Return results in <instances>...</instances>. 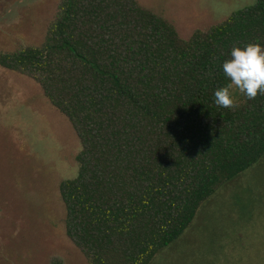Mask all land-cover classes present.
<instances>
[{
    "label": "trees",
    "instance_id": "trees-1",
    "mask_svg": "<svg viewBox=\"0 0 264 264\" xmlns=\"http://www.w3.org/2000/svg\"><path fill=\"white\" fill-rule=\"evenodd\" d=\"M249 43L264 46V0L189 39L138 0H61L44 44L0 51L80 139L79 173L60 193L90 264H153L262 161L264 95L213 102L223 61Z\"/></svg>",
    "mask_w": 264,
    "mask_h": 264
},
{
    "label": "rangeland",
    "instance_id": "rangeland-1",
    "mask_svg": "<svg viewBox=\"0 0 264 264\" xmlns=\"http://www.w3.org/2000/svg\"><path fill=\"white\" fill-rule=\"evenodd\" d=\"M61 0H0V51L41 46ZM183 39L255 0H138ZM235 100L242 96L233 89ZM80 139L35 81L0 67V264H90L68 238L60 184L79 173ZM153 264H264V158L200 210Z\"/></svg>",
    "mask_w": 264,
    "mask_h": 264
},
{
    "label": "clouds",
    "instance_id": "clouds-1",
    "mask_svg": "<svg viewBox=\"0 0 264 264\" xmlns=\"http://www.w3.org/2000/svg\"><path fill=\"white\" fill-rule=\"evenodd\" d=\"M222 71L228 83L213 93L217 107L231 109L235 106L234 88L249 100H254L258 94L264 95V46L258 43L233 46L222 63Z\"/></svg>",
    "mask_w": 264,
    "mask_h": 264
}]
</instances>
